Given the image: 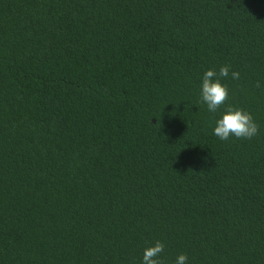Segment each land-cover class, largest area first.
<instances>
[{"label": "trees", "instance_id": "trees-1", "mask_svg": "<svg viewBox=\"0 0 264 264\" xmlns=\"http://www.w3.org/2000/svg\"><path fill=\"white\" fill-rule=\"evenodd\" d=\"M228 105L259 134L215 136ZM157 240L264 264V0H0V264H143Z\"/></svg>", "mask_w": 264, "mask_h": 264}, {"label": "clouds", "instance_id": "clouds-1", "mask_svg": "<svg viewBox=\"0 0 264 264\" xmlns=\"http://www.w3.org/2000/svg\"><path fill=\"white\" fill-rule=\"evenodd\" d=\"M230 66L225 65L219 69L217 74L215 69L204 73L202 81L201 99L207 104L208 111L216 113L221 106L225 105L229 99V89L224 85L220 78L229 76ZM231 77L234 80L240 78L238 71H232ZM257 87H260L259 82ZM260 128L251 113L228 105L222 118L216 121L214 135L222 141H227L230 137L238 139H252L259 134ZM165 250V244L157 240L154 246L144 250L143 264H166L162 258ZM188 256L185 253L180 254L175 264H188Z\"/></svg>", "mask_w": 264, "mask_h": 264}]
</instances>
